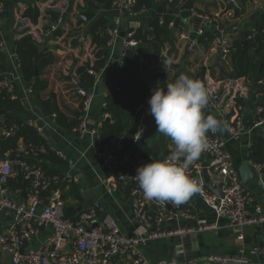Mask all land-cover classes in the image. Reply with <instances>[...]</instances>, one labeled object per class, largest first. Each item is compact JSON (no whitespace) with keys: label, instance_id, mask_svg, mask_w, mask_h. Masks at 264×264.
Listing matches in <instances>:
<instances>
[{"label":"crops","instance_id":"crops-1","mask_svg":"<svg viewBox=\"0 0 264 264\" xmlns=\"http://www.w3.org/2000/svg\"><path fill=\"white\" fill-rule=\"evenodd\" d=\"M1 1L3 12L0 37L10 48H13L16 35L19 34L20 29H24V33L35 41L40 50L50 54L53 62L41 76V79L47 82L44 93L47 98H52L66 115H76L81 118L83 114L81 98L76 94L71 80L77 77L80 85L79 76L76 74L77 69L84 67L90 73L89 69L95 61L94 45L89 35L91 24L93 21L103 19L106 23V31L116 29L118 37L113 46L108 47L109 53L105 65L95 76L92 88L86 89L80 85L86 93L92 95V104L86 115V126L89 131H95L97 134L104 119L109 118L107 114L101 112L106 99L122 91L120 87L119 92L114 89V82L126 67L122 62L121 53L127 47L128 34L139 29H148L156 19L170 18L172 27L170 40L165 43L159 55L142 59L140 68L135 73L142 76L165 74L164 86L158 85L165 90L167 84L173 83L180 75H186L194 80L198 76L197 80L206 87L209 94L217 92L220 97L225 96L227 101L228 98L235 99L245 107L244 131L240 137L231 138L227 130L217 133L225 141L240 182V167L245 162L255 172L257 179L244 187L252 193L254 204L260 206L264 214V164H260L261 169L256 170L253 164L257 163L249 160L250 148L264 132V124L257 128L253 127L257 108L264 101V90L259 87L260 82L256 87H252L249 80L233 77L231 55L225 60L220 56L219 40L222 34L219 30L215 31L216 27L211 26L209 29L212 41L207 45H198L193 51L188 49L191 43L190 33L195 23H200V28L203 29L212 25V21H216L218 25L224 27V35L228 36L231 43H238L242 52L247 50L253 57V61L259 63V70H261L264 53L257 55L256 49L261 40L257 26L264 17V0H236L235 4L238 6L236 16L232 11L224 13L223 1L225 0H181L180 4L175 6L169 5L170 0H153L150 8L131 16L111 6L112 1L115 0H110L109 6H107V0ZM28 8L38 11L39 17L36 23L24 16ZM194 11L202 17L209 18V21L198 20L192 15ZM52 15H56L57 20L52 21ZM81 16L86 17L87 20H81ZM50 26H56L57 29L51 36H45L46 28ZM254 34H258L259 43L254 41ZM199 38L197 35L196 43ZM128 45V47H135L133 42ZM127 70L133 71V68L127 67ZM30 85L25 82L18 85V92L22 97L21 103L26 109L25 124L31 121L41 127L38 135L61 160V164L50 163V166L60 173L77 177L79 180L78 183L62 187L66 213H70L71 218H74L79 211L88 210L95 201H99L102 207L99 216L110 214L117 221L120 232L131 235L138 227L132 211V197L130 192L125 190V185L111 184L115 174L102 168L94 157L90 145L92 142L96 143L97 139L94 140L89 133L77 134L66 131L56 124L53 115H44L32 99V94L28 96L24 94ZM148 108L149 105L146 103L145 110L138 114L137 119L138 127L143 129V134L144 128H148L146 136L142 134L144 151L147 154L146 157L150 156L153 161L163 160L168 151L174 149V145L169 138L156 132V124ZM203 113L205 116L212 115L227 125L232 115L225 110H217L211 105L206 107ZM111 146H113L112 143ZM14 154H20L21 158L14 157ZM143 155V150L139 148L137 157L140 159ZM12 156L16 159H26L27 154L20 150L12 153ZM18 180L19 178H12V181L10 179L12 183L9 182V184H17ZM206 181L208 178L203 175V182ZM21 182L20 188L11 185L14 191H20L19 198L24 197L22 191L27 186L25 182ZM173 204L174 202H169L171 210L174 209ZM181 208L188 210L189 218L176 214L171 221L161 223L160 228L169 230L196 227L199 221H205L215 228L149 242L141 248L148 263L166 261V264H185L190 259L200 257L199 264H211L202 258L211 254H221L242 255L246 258V263L242 264H264L262 256L250 253L253 247H264V223L245 227L243 239L237 240L227 228L226 219L218 217L205 203L199 192L182 203ZM250 211H253V208H250ZM10 225L9 214L0 211V234ZM51 232V227L41 226L29 248H38ZM0 264H11L9 256L1 250Z\"/></svg>","mask_w":264,"mask_h":264},{"label":"built area","instance_id":"built-area-1","mask_svg":"<svg viewBox=\"0 0 264 264\" xmlns=\"http://www.w3.org/2000/svg\"><path fill=\"white\" fill-rule=\"evenodd\" d=\"M230 1L236 3V0ZM134 5V0H115L111 3V6L121 9L130 16L136 14L133 10ZM2 12L3 3L0 0V33ZM192 15L198 20L209 21V18L202 17L195 11ZM80 18L83 21L87 20L84 16ZM56 29V26L46 28L45 36H51ZM202 30V28L198 29V35L202 34ZM24 32V29H20L16 40L28 35ZM219 32L222 34L219 44L220 56L225 60L231 52V41L228 36L224 35V28L219 29ZM262 33L264 34V26ZM107 35L109 38L108 47H112L118 33L116 29H112L107 31ZM131 36L132 33H129L128 38ZM130 42H133L135 47L140 44L138 41H128L129 44ZM128 43L126 42L127 47ZM197 46L196 41H191L188 49L193 51ZM125 49L122 51L121 57L124 56ZM0 55L2 57L0 60V94L21 103L22 97L19 95L18 85L24 81L19 71L20 63L14 46L10 48L1 37ZM71 83L76 94L81 98L83 112L80 123L73 129V132L77 134L89 133L96 140L97 132L89 131L86 126V115L92 104V95L80 87L77 77H74ZM114 89L117 92L120 91L118 86H114ZM24 94L27 96L32 94L31 85ZM209 97L206 107L211 105L217 110L231 113L227 131L231 138L240 137L244 131L245 107L235 99L229 100L228 98L227 101L225 96L220 97L217 92L210 93ZM146 103L148 100L136 108V115L145 110ZM261 111L262 109L258 107L257 117ZM257 117L253 123L254 128L264 124V119ZM26 125L31 127L36 134L41 131V127L31 121ZM15 128V126L8 128L0 113V138L12 135ZM142 134L143 129L138 127L134 134V143L142 137ZM207 135L209 149L190 165L188 174L198 182V192L205 203L218 217L226 219L227 228L237 240H242L243 229L263 224L264 214H262L261 207L254 204L252 193L241 184L239 174L226 149L225 141L217 132H209ZM119 142L120 139H114L112 144L114 146ZM90 149L99 165L106 170H111L117 165L124 166L127 163L128 155L118 161L107 146H100L92 142ZM20 150L26 153L21 143L15 153ZM173 151L174 149H170L165 158L170 156ZM40 152L44 153V149L41 148ZM151 161H153L152 158L148 156L139 164L133 165L132 170L135 173L130 174L131 172L128 171L126 175L121 174L113 181L111 180L112 185L120 183L123 186L127 181L134 182L130 195L132 211L138 222V227L131 235H125L120 232L117 221L110 214L99 216L102 209L99 201H95L88 210L78 212L74 218L66 217L62 187L78 183L77 177L63 173L48 175L43 168L42 160L36 159L33 162H28L13 158L10 151L0 152V211L9 214L11 219V225L0 234V250L9 256L11 264H150L144 258L141 250L149 242L214 229L215 226L205 221H199L196 227L169 230L160 228L161 223L171 221L176 214L189 218L190 213L187 209H182L181 204L174 203L172 211L169 202L149 201L144 197L135 174L138 167ZM253 166L256 170H260L262 167L260 164H253ZM203 175L208 178V181L203 182ZM12 178H21L27 184L25 190L22 191L23 198H19L20 191L16 192L11 188L9 180ZM216 187H220L222 195L220 198L211 190ZM250 208H253V211H250ZM93 223H96V227H93ZM41 226L51 227L52 232L38 248L30 249L32 239L38 234V229ZM20 249L24 253H21ZM250 253L264 258V247H253L250 249ZM202 259L211 264L246 263V258L242 255L211 254ZM200 260V257L193 258L185 264H199ZM155 264H166V261H159Z\"/></svg>","mask_w":264,"mask_h":264},{"label":"trees","instance_id":"trees-1","mask_svg":"<svg viewBox=\"0 0 264 264\" xmlns=\"http://www.w3.org/2000/svg\"><path fill=\"white\" fill-rule=\"evenodd\" d=\"M134 1L135 5L133 10L136 13L150 8L153 4V0ZM110 2V0H107V6H109ZM180 2L181 0H170L168 3L170 6H175L180 4ZM24 16L28 17L33 23H36L39 13L37 10L28 8ZM51 19L55 21L57 20V16L52 15ZM211 23L212 25L210 24L208 28H203L202 34L199 35L200 38L197 45H207L208 42L212 41V34L209 30L211 26L217 28L215 31L224 28L222 25H218L216 21H212ZM263 26L264 17L257 26V31L261 39L256 49L257 55L264 53ZM130 33H132V36L128 38V41H138L140 44L136 47H128L124 51L125 54L122 57V62L126 67L123 68L121 76L114 82V86L120 87L122 91L121 93H114L106 99L101 112L107 114L109 118L107 120L104 119L102 122L96 140V144L109 147L118 161L123 160L124 156L128 155L126 165H117L109 170L115 174L114 178H117L121 174L126 175L128 171L131 172L130 174L135 173L134 170H132L133 165L139 164L147 155L144 151L142 137L134 143V134L138 128V115H136L135 111L140 104L150 99L153 90L157 88L158 85L161 87L164 86L166 75L156 73L152 76H142L135 72L140 68L142 59L147 56L159 55L165 43L170 40L172 36L171 19L168 17L156 19L148 29H139ZM89 35L94 45L93 57L95 61L89 69L90 73H88L84 67L76 71L77 76H79L80 85L86 89L92 88L95 76L104 67L109 53L107 44L109 38L105 21H103V19L93 21L89 29ZM13 45L20 63L19 71L21 77L25 83L32 85V99L40 111L44 115H53L59 127L66 131L73 132V129L80 123V117L62 113L56 102H54L52 98H47L44 93L47 89V82L41 79V76L44 70L53 62L50 54L45 50H40L29 35H24L15 40ZM230 49L231 52L229 56L231 55L234 70L233 77L249 80L252 87H256L260 82L259 87L261 90H264V58L261 61L263 66L261 70H259V63L253 61V57L247 50L242 52L238 43H231ZM1 58L0 55V60ZM127 67L133 68V71H128ZM36 71L37 74L35 73ZM197 79L198 76L195 77V80ZM252 79H255V81H252ZM259 107L262 111L257 118L264 119V101ZM0 113L4 119V124H6L8 128L13 126L16 127L12 135L0 138V152L4 153L10 151L11 153H15L21 141L27 153L26 159L23 158L22 160L28 162H33L36 159L42 160L44 162L43 168L48 175L59 174L60 172L55 170L54 167H51L50 163L61 164V160L56 153L45 144L44 140L36 134L31 127L25 124L24 116L26 115V109L23 104L19 101L11 100L4 94H0ZM114 139H120V142L117 145L111 146ZM41 148L44 149V153L40 152ZM139 148L144 152V155L140 158L142 160L137 157ZM249 160L252 163L264 164V132L250 148ZM108 174H110V172H108ZM21 181V178H19L17 184L11 185L20 188L22 184ZM133 184V181H127V183H125V190L130 192ZM66 217L71 218V214L66 213Z\"/></svg>","mask_w":264,"mask_h":264},{"label":"clouds","instance_id":"clouds-1","mask_svg":"<svg viewBox=\"0 0 264 264\" xmlns=\"http://www.w3.org/2000/svg\"><path fill=\"white\" fill-rule=\"evenodd\" d=\"M209 99L206 87L186 75L167 84L166 90H153L148 112L154 118L156 132L171 140L174 151L163 160L137 168L135 178L147 200L179 205L199 191L188 169L209 149L207 134L224 132L228 127L214 116L204 115Z\"/></svg>","mask_w":264,"mask_h":264},{"label":"water","instance_id":"water-1","mask_svg":"<svg viewBox=\"0 0 264 264\" xmlns=\"http://www.w3.org/2000/svg\"><path fill=\"white\" fill-rule=\"evenodd\" d=\"M223 4L225 6L224 13H226L227 11H232L234 16L237 15L238 6L234 2H232L230 0H225V1H223ZM224 13H222V14H224ZM199 28H200V23H195V26L192 29V32L190 33V37H189L190 41L194 42L196 40ZM253 39L256 43H259L258 34H254ZM219 44H220V40H219ZM241 44L243 46L245 45V43H241ZM261 67H262V65H260V68ZM129 69H130V67H129ZM35 73L37 74V71ZM144 131L145 132H144L143 136H146V134L148 133V128L145 127ZM14 157L21 158V155L20 154H17V155L14 154ZM240 168H241L240 169L241 184L243 186H248L250 183H252L254 180L257 179L255 172L252 170L251 166L247 162H245ZM211 190L218 198H220L222 196L220 187L211 188ZM22 196H23V194H22ZM79 212H81V211H79ZM93 227H96V223H93ZM20 252L24 253V251H22L21 249H20Z\"/></svg>","mask_w":264,"mask_h":264}]
</instances>
